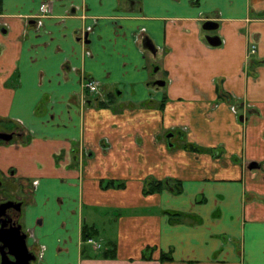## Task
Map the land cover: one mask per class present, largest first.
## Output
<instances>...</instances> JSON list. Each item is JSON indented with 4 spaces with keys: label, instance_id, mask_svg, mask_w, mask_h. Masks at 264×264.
Returning <instances> with one entry per match:
<instances>
[{
    "label": "crops",
    "instance_id": "obj_1",
    "mask_svg": "<svg viewBox=\"0 0 264 264\" xmlns=\"http://www.w3.org/2000/svg\"><path fill=\"white\" fill-rule=\"evenodd\" d=\"M1 8L0 119L22 132L0 171L32 188L31 264H264V0Z\"/></svg>",
    "mask_w": 264,
    "mask_h": 264
},
{
    "label": "water",
    "instance_id": "obj_2",
    "mask_svg": "<svg viewBox=\"0 0 264 264\" xmlns=\"http://www.w3.org/2000/svg\"><path fill=\"white\" fill-rule=\"evenodd\" d=\"M218 25L213 22H208L204 25L205 30H216ZM208 42L213 46H219L221 40L218 37H208ZM146 46L154 52V46L147 41ZM3 138V139H2ZM13 135H2L0 134V139L9 142L12 140ZM8 205L0 206V258L1 264H31L36 258L30 253L27 245V236L22 231L21 225L11 224L8 225L5 219V211ZM8 223V224H7Z\"/></svg>",
    "mask_w": 264,
    "mask_h": 264
},
{
    "label": "flooded vegetation",
    "instance_id": "obj_3",
    "mask_svg": "<svg viewBox=\"0 0 264 264\" xmlns=\"http://www.w3.org/2000/svg\"><path fill=\"white\" fill-rule=\"evenodd\" d=\"M2 121L3 120H0V134H12L13 138L9 142L2 140V138L0 139V143L9 144L15 137H18V133H9ZM16 186L21 189L22 196L14 195L15 191H13V189ZM26 190V185L23 182L18 181L17 184L16 179L14 178L13 171H8L7 173L0 171V206L8 205L5 211V216L2 219H5L7 222H9V224L7 223L9 226L11 224L20 225L21 211L23 209V206L26 204L23 197H26V195L29 194V192H27Z\"/></svg>",
    "mask_w": 264,
    "mask_h": 264
},
{
    "label": "trees",
    "instance_id": "obj_4",
    "mask_svg": "<svg viewBox=\"0 0 264 264\" xmlns=\"http://www.w3.org/2000/svg\"><path fill=\"white\" fill-rule=\"evenodd\" d=\"M1 1L2 0H0V12H1V9H2L1 8ZM188 148L192 149V150L196 149L193 145H189ZM180 186H181V183L173 181V180L156 181L154 179H149L145 183L144 193L146 195L154 194V193H160L166 188L172 190L173 192H177L178 193V192H180V189H181ZM92 232L93 231H90V229H88L87 227L84 228L83 240L85 242H87V240L89 238H92V235H94ZM101 256L104 257V258H115L116 257V248L114 246H111L107 251L103 252ZM162 259L163 260L164 259L171 260V257L163 255Z\"/></svg>",
    "mask_w": 264,
    "mask_h": 264
},
{
    "label": "built area",
    "instance_id": "obj_5",
    "mask_svg": "<svg viewBox=\"0 0 264 264\" xmlns=\"http://www.w3.org/2000/svg\"><path fill=\"white\" fill-rule=\"evenodd\" d=\"M51 9L49 7L48 3H42L39 9V17H47L50 13ZM87 89L89 90V92L91 93H95L98 92V83L90 80L87 82L86 85ZM87 243L92 246L95 250H100L102 249V244L99 243L98 241H96L94 238H89L87 240Z\"/></svg>",
    "mask_w": 264,
    "mask_h": 264
},
{
    "label": "rangeland",
    "instance_id": "obj_6",
    "mask_svg": "<svg viewBox=\"0 0 264 264\" xmlns=\"http://www.w3.org/2000/svg\"><path fill=\"white\" fill-rule=\"evenodd\" d=\"M49 7H50V9H51V6L49 5ZM51 14V11H50V13H49V15ZM48 15V16H49ZM0 120H3L2 122H3V124H4V126L6 127V129H7V131L9 132V133H12V132H15V133H17V132H22V130L20 129V128H18V126H14V124H12V123H9L7 120H5V119H0ZM16 140V137L13 139V141H15ZM0 145H4V144H2V143H0ZM16 182H17V184H18V181L16 180ZM33 187V186H32ZM27 190V192H29V194H27L26 195V197H23V199H24V202H28L29 200H30V198H31V193H30V190L32 189V188H30L29 186H27V188H26ZM13 191H15V194L14 195H19V196H22V191H21V189L20 188H18V186H16L14 189H13ZM11 195H12V192H11ZM103 248V247H102ZM98 251H101V249L100 250H98Z\"/></svg>",
    "mask_w": 264,
    "mask_h": 264
}]
</instances>
